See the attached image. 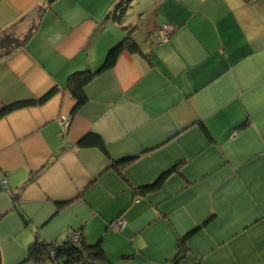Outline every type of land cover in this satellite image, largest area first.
Returning a JSON list of instances; mask_svg holds the SVG:
<instances>
[{
  "label": "crops",
  "instance_id": "1",
  "mask_svg": "<svg viewBox=\"0 0 264 264\" xmlns=\"http://www.w3.org/2000/svg\"><path fill=\"white\" fill-rule=\"evenodd\" d=\"M126 27L141 53L74 112L70 77L100 70ZM8 34L0 112L58 91L0 120V264L78 232L112 264H264V0H0Z\"/></svg>",
  "mask_w": 264,
  "mask_h": 264
},
{
  "label": "trees",
  "instance_id": "2",
  "mask_svg": "<svg viewBox=\"0 0 264 264\" xmlns=\"http://www.w3.org/2000/svg\"><path fill=\"white\" fill-rule=\"evenodd\" d=\"M124 20L125 18L122 16L117 18L116 21L119 24H123ZM125 30L127 31L125 39L109 52L106 62L100 68V70L97 72L87 70L70 77L68 81V89L77 102L74 112L78 111L88 102L86 89L89 84L98 75L113 69L117 64L119 56L124 51H129L132 54L141 53V49L132 38L130 30L127 27ZM57 91L58 89L52 90L41 100L23 101L8 106L2 112H0V120L8 114L18 110L32 106L43 105L50 98H52L57 93ZM83 146H94L99 147L100 149H106L100 139L96 136L85 139L83 141ZM165 176L166 175H163L155 184L142 188L141 192L147 193L158 189L163 184ZM29 260L38 264H44L48 261H52L55 264H112L103 250L101 243L99 242L98 244L90 245L86 243L83 234L79 244L74 243L71 238L64 242L50 244L43 242L38 238L31 246L29 251Z\"/></svg>",
  "mask_w": 264,
  "mask_h": 264
},
{
  "label": "built area",
  "instance_id": "3",
  "mask_svg": "<svg viewBox=\"0 0 264 264\" xmlns=\"http://www.w3.org/2000/svg\"><path fill=\"white\" fill-rule=\"evenodd\" d=\"M170 36H171V27L169 25H164L160 32V41L162 43H165L169 40ZM71 125H72V122L70 120H62L61 121V126H62L61 135H66L69 132ZM0 189L3 191L9 190V184L7 180H4L2 182V184L0 185ZM124 226H125V222L123 220H118L112 223L111 228L112 230L121 231L124 228ZM81 236H82L81 233L78 232L71 238V240L74 243L79 244L81 241Z\"/></svg>",
  "mask_w": 264,
  "mask_h": 264
},
{
  "label": "water",
  "instance_id": "4",
  "mask_svg": "<svg viewBox=\"0 0 264 264\" xmlns=\"http://www.w3.org/2000/svg\"><path fill=\"white\" fill-rule=\"evenodd\" d=\"M18 45V40L12 34H8L0 41V49L11 51Z\"/></svg>",
  "mask_w": 264,
  "mask_h": 264
},
{
  "label": "rangeland",
  "instance_id": "5",
  "mask_svg": "<svg viewBox=\"0 0 264 264\" xmlns=\"http://www.w3.org/2000/svg\"><path fill=\"white\" fill-rule=\"evenodd\" d=\"M139 7H140V5H138L135 1V3L133 4V7H132V12H131V14H134V16H133L134 21L138 19V17L136 16V14H137L136 12L139 9Z\"/></svg>",
  "mask_w": 264,
  "mask_h": 264
}]
</instances>
